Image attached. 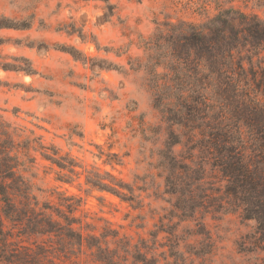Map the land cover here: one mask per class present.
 <instances>
[{
    "label": "clouds",
    "instance_id": "9594fccd",
    "mask_svg": "<svg viewBox=\"0 0 264 264\" xmlns=\"http://www.w3.org/2000/svg\"><path fill=\"white\" fill-rule=\"evenodd\" d=\"M0 264H264V0H0Z\"/></svg>",
    "mask_w": 264,
    "mask_h": 264
}]
</instances>
